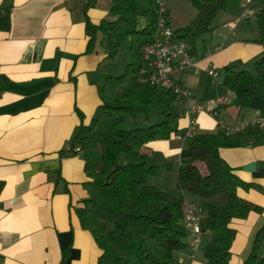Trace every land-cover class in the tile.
Segmentation results:
<instances>
[{"label": "crops", "instance_id": "0c3cea01", "mask_svg": "<svg viewBox=\"0 0 264 264\" xmlns=\"http://www.w3.org/2000/svg\"><path fill=\"white\" fill-rule=\"evenodd\" d=\"M84 3L0 0V264H97L101 254L74 212L87 198V179L82 154L71 151L70 144L80 124L76 111L88 124L100 105L97 87L111 74L100 34L90 52L85 35L86 18L93 25L111 19V1L95 0L86 11ZM166 14L170 27L167 9ZM250 18L242 19L246 25L242 20L233 25L232 20L224 30L212 31L208 46L199 52L188 47L192 66L177 76L197 100L226 98L227 103L215 116L183 106L179 133L147 143L143 153L153 158L161 153L171 163L176 159L180 169V163L193 156L183 146L191 122L196 134L264 127V88L241 109L231 91L235 74L253 73L254 63L264 56ZM235 140L237 147L220 149L219 155L242 181L253 184L247 191L237 190L249 211L247 218L230 224L236 232L230 256L242 264L264 224V137L252 134ZM250 164L254 173L244 171ZM206 222L200 217L202 239L209 236ZM187 230L189 249L194 235Z\"/></svg>", "mask_w": 264, "mask_h": 264}, {"label": "trees", "instance_id": "16d2710c", "mask_svg": "<svg viewBox=\"0 0 264 264\" xmlns=\"http://www.w3.org/2000/svg\"><path fill=\"white\" fill-rule=\"evenodd\" d=\"M95 0H85L84 10ZM111 19L93 25L86 18L85 35L90 52L97 34L100 45L109 60H113L120 45L129 37L132 62L119 76H108L97 87L100 105L88 124L76 111L80 120L71 141V151L82 154L87 181L83 187L87 198L74 212L80 228L92 236L101 251L97 264H175V251L187 249L188 230L183 222L186 206L182 193L195 195L212 205L208 208L206 230L209 242L203 248L207 264H229L230 248L236 232L230 227L234 219L244 220L248 209L237 196V190L253 187L242 181L219 155L223 148L238 146L236 137L259 134L264 137V127H253L226 136L222 130L209 134H195L186 138L191 159L183 160L177 174L176 196L158 191L146 184L156 172L152 155L142 152L149 142L168 140L177 135V104L180 100L159 87L137 82L143 66L142 46L151 40L158 18L154 0H110ZM240 0H192L201 12L196 33L182 30L179 38L194 39L213 30L212 24L218 11L238 6ZM255 16L257 42L264 45V0ZM142 17L144 25L127 32L125 24L130 19ZM258 88H264V56L253 65V73L240 71L235 74L231 91L238 109L246 107ZM159 106V119L154 124L136 127L129 131L121 127L128 118L148 117L153 103ZM200 165V166H199ZM260 173L254 176L258 177ZM151 246L154 255L145 252ZM264 224L255 233L250 254L242 264H264Z\"/></svg>", "mask_w": 264, "mask_h": 264}, {"label": "rangeland", "instance_id": "374dc122", "mask_svg": "<svg viewBox=\"0 0 264 264\" xmlns=\"http://www.w3.org/2000/svg\"><path fill=\"white\" fill-rule=\"evenodd\" d=\"M164 3V6L167 9L169 22H170V28L172 31H174L177 35H185L182 30L184 29H190L193 31V33H196L197 28L201 21V12L192 3V0H162ZM261 5L259 0H253L250 8L254 12L250 18V24L252 27V30L256 31V25H255V16L260 9ZM241 9L236 6H230L224 11H218L215 15V18L213 20L212 28L214 30L212 31H222L225 28L223 25L229 21L235 20L237 17L241 16ZM243 24L244 21L242 20ZM241 22V23H242ZM246 22V21H245ZM247 24V23H246ZM244 24V25H246ZM144 25V20L142 17H137L136 19H130L125 24V29L127 32L139 30ZM212 31L203 33L202 35H199L195 37L194 39H187V38H181L185 43H187L188 47H190V51L194 53V47L197 48L198 52L201 51V48L205 45L208 46V40L209 37L208 34H210ZM132 40V37L129 36L119 47L118 53L116 57L108 62V67L111 69L110 76H119L123 74L127 68L128 65L132 62V58L130 56V42ZM177 108L179 111V118L178 122L183 119V105L181 103L177 104ZM159 106L157 103H153L149 116H135V118H128L124 121L121 129L125 131H129L136 127H142L147 126V122L149 124H154L157 119H159V115H157V112L159 111ZM185 149L187 150V144H183ZM171 160H167L163 157L161 153L157 154L154 157V162L156 164V172L154 174H151L146 181V184L148 186L155 187L158 191L161 192H170L174 194L175 196L178 194L175 192L176 186H177V174L179 172V165L177 163L176 159H173L172 163L169 162ZM182 197L184 199L185 204H193L197 206V208L200 210V217L202 219V222L207 221V214H208V207L204 205L203 199L191 195L189 193H182ZM187 241V239H185ZM209 241V236L203 237L201 240V243L199 245V248L197 251L192 252L191 248H187L186 250L182 251H175L173 254V257L175 259V264H207V260L204 255L203 248ZM145 252L153 256L154 251L151 246L145 247ZM264 254V245H262L259 255L261 256ZM190 255H194V259H190ZM230 258H233L232 260H229V264H237L236 260H234L233 254H231Z\"/></svg>", "mask_w": 264, "mask_h": 264}, {"label": "built area", "instance_id": "2783aa9c", "mask_svg": "<svg viewBox=\"0 0 264 264\" xmlns=\"http://www.w3.org/2000/svg\"><path fill=\"white\" fill-rule=\"evenodd\" d=\"M253 0H240L238 7L241 9V16L233 21V25L240 23L242 19L252 16L253 11L250 5ZM157 7L156 30L150 41L145 43L141 49L143 66L139 70L137 82L140 84L159 87L177 97L180 103L193 113L205 112L215 116L219 108L227 103L226 98H218L214 101H199L182 86L177 76L192 66L193 59L188 54V45L169 27L166 8L162 0H154ZM232 31V27L227 25ZM210 77H216L213 70H208ZM244 128L235 130L224 129L226 136H231L244 131ZM196 134L194 122L186 133V138ZM183 222L187 229L194 235L189 247L192 251L197 250L203 231L200 228V211L193 205H186L183 210Z\"/></svg>", "mask_w": 264, "mask_h": 264}, {"label": "water", "instance_id": "95a60500", "mask_svg": "<svg viewBox=\"0 0 264 264\" xmlns=\"http://www.w3.org/2000/svg\"><path fill=\"white\" fill-rule=\"evenodd\" d=\"M232 66L238 68L239 64L235 63ZM244 171L249 172V173H254L255 172V165L254 164H250V165L244 167Z\"/></svg>", "mask_w": 264, "mask_h": 264}]
</instances>
